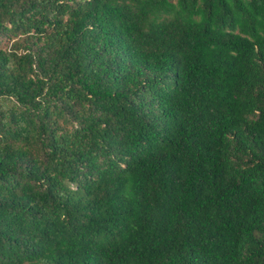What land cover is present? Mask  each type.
Listing matches in <instances>:
<instances>
[{"label":"trees","instance_id":"16d2710c","mask_svg":"<svg viewBox=\"0 0 264 264\" xmlns=\"http://www.w3.org/2000/svg\"><path fill=\"white\" fill-rule=\"evenodd\" d=\"M0 264H264V0H0Z\"/></svg>","mask_w":264,"mask_h":264},{"label":"rangeland","instance_id":"374dc122","mask_svg":"<svg viewBox=\"0 0 264 264\" xmlns=\"http://www.w3.org/2000/svg\"><path fill=\"white\" fill-rule=\"evenodd\" d=\"M9 44H10V42H9Z\"/></svg>","mask_w":264,"mask_h":264}]
</instances>
